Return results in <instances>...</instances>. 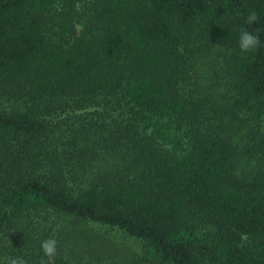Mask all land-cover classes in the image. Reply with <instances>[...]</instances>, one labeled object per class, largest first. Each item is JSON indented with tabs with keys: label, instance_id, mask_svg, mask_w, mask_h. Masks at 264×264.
<instances>
[{
	"label": "trees",
	"instance_id": "16d2710c",
	"mask_svg": "<svg viewBox=\"0 0 264 264\" xmlns=\"http://www.w3.org/2000/svg\"><path fill=\"white\" fill-rule=\"evenodd\" d=\"M49 238L54 264H264V0H0V264Z\"/></svg>",
	"mask_w": 264,
	"mask_h": 264
},
{
	"label": "clouds",
	"instance_id": "9594fccd",
	"mask_svg": "<svg viewBox=\"0 0 264 264\" xmlns=\"http://www.w3.org/2000/svg\"><path fill=\"white\" fill-rule=\"evenodd\" d=\"M258 20V16L255 12H250L245 18L246 25H253ZM237 46L241 53L255 52L262 47L261 39L254 31H248L247 28L241 29L237 38ZM41 251L43 255L53 261L57 255V241L53 238L45 239L41 242ZM6 264H26V262L20 258H9Z\"/></svg>",
	"mask_w": 264,
	"mask_h": 264
},
{
	"label": "rangeland",
	"instance_id": "374dc122",
	"mask_svg": "<svg viewBox=\"0 0 264 264\" xmlns=\"http://www.w3.org/2000/svg\"><path fill=\"white\" fill-rule=\"evenodd\" d=\"M230 126V124H227ZM244 135V132L243 134H238L236 136H239L242 140V136ZM238 139V137H235ZM89 233L91 234H95V235H99L100 237H104L106 239H110L109 241L110 242H107L109 245L106 246L103 242V245L101 246V244L98 242V245L100 247H98L97 249L100 251H112V252H115L116 250L118 251L117 253L118 254H121V255H124V257H127L129 256V252L128 250L126 251H122L121 248L123 247H127L126 244H129L130 245V242L125 240V238H123V236H121L120 233H118L117 231L115 230H105V228L103 227H95L93 228L92 230H89L88 231ZM64 238H67L66 236ZM99 240V238H98ZM71 240L70 239H67V242H70ZM109 247V248H107ZM102 248V249H101ZM121 250V251H120ZM127 255V256H126Z\"/></svg>",
	"mask_w": 264,
	"mask_h": 264
}]
</instances>
